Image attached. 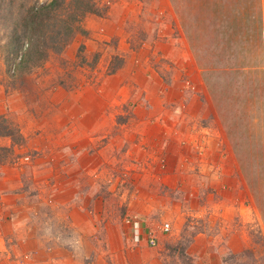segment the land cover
<instances>
[{"label": "rangeland", "instance_id": "obj_1", "mask_svg": "<svg viewBox=\"0 0 264 264\" xmlns=\"http://www.w3.org/2000/svg\"><path fill=\"white\" fill-rule=\"evenodd\" d=\"M49 1L3 0L12 11L1 19L0 47L20 14ZM161 9L159 20L155 11ZM68 14L59 10L58 18ZM172 15L164 0H94L93 11L78 23L81 29L63 51L51 52L41 64L18 67L19 57L10 59L0 48V137L12 132V145L0 147V165L22 157L23 187L37 201L55 189L66 190L69 207L88 202L95 220L80 222L81 228L38 222L48 245L61 248L48 264H264V66L228 68V81L221 85L230 98L222 116L228 126L223 159L217 155L220 148L209 145L200 131L208 120L192 119L204 107L192 98L204 89L194 82L196 71L182 65V51L171 56L162 49L149 56L143 52L141 62L148 58L153 66L145 69L156 76L151 82L134 79V69L120 74L119 79L133 81L134 90L115 103L111 132L100 128L93 140L91 130L83 132L77 151L73 141L79 131L68 121L57 129L65 130L67 141L62 144L61 138L54 148L47 139L51 126L66 122L65 109L70 113L76 104L93 105L94 83L107 82V91L118 89L119 79L105 80L123 65L121 42L133 51L147 42L161 44L171 37H157L159 29L171 25L177 30L172 37H181ZM140 87L146 88L142 95L136 90ZM152 126L168 130L166 136L146 141ZM23 127L31 133L28 139ZM191 127L196 139L179 146L177 130ZM242 133L244 141L236 138ZM46 155L53 161L47 163ZM63 155L78 156L80 174L72 161L60 163ZM253 171L259 174L252 178ZM98 197L101 202L95 203ZM38 208L43 219L50 216L45 206ZM130 216L142 221L145 235L139 242L125 223ZM149 235L155 236V245Z\"/></svg>", "mask_w": 264, "mask_h": 264}, {"label": "crops", "instance_id": "obj_2", "mask_svg": "<svg viewBox=\"0 0 264 264\" xmlns=\"http://www.w3.org/2000/svg\"><path fill=\"white\" fill-rule=\"evenodd\" d=\"M164 1L167 3L169 11L177 18L175 23L181 37L173 38L177 30H175L174 25H171L166 30L159 29V33H157V37L163 39L171 37V41L166 39L168 41L161 42V44L156 42L154 45L147 42L145 47H141L138 51L129 49L126 43L121 42L118 49L125 52L123 65L118 73L109 76L105 81L109 80L110 82L112 78L119 79L123 71L131 69L133 71L134 69L135 71L132 73L134 79L141 78L144 80L143 82H151L156 79V76L154 73L148 74V69H145L153 66L148 58L141 62L143 52L144 55L149 56L150 53L155 54L162 49L168 52L165 55L171 56L176 54L174 52L182 51L184 55L182 65L196 71L194 82L202 83L204 89L202 95H198L199 98H192L195 100L192 103L204 105L199 112L197 110L196 113L191 114L192 119L208 120V123H203V127H200V131L204 132L205 140L209 145L214 142L213 146L220 148L217 155L223 159L224 153L221 151L225 140L228 139V126L222 116L225 111L224 105L229 103L230 98L227 96L228 92L221 89V85L228 81V68L264 66V0H241L240 6L239 0ZM155 12L157 19L161 20L164 10H156ZM178 40H181L182 43L174 42ZM234 81L238 82V78H235ZM106 83L97 82V85L94 83L97 89L92 90L94 103L91 107L76 104L70 113H68V108L64 110L66 118L63 120L66 122L58 123L56 128L51 126L49 135L47 134V139L52 144L50 146L54 145V148H57L56 142H59L61 138L62 144L67 141L68 138L65 140L64 136L65 130L57 131V129L64 128L68 121L77 125L70 124L69 127L79 131V135L77 132L73 141L77 151L78 140L84 138L83 132L91 130L89 138L93 140L95 135L92 134L100 128L102 131L106 129L107 132L112 131L108 125L111 123L112 127L115 126V115L117 114L115 103L123 100L125 93H128L130 97L129 93L134 88L132 87L133 81L130 80L127 83L126 79H119L118 89L111 92L107 91ZM136 90L142 95L146 88L140 87ZM104 98L109 100L105 101ZM102 102L105 104L99 105ZM209 106L211 107L209 108ZM212 113L214 115H211ZM83 118H88L89 121H85L86 123L83 124ZM80 121L82 122L80 123ZM149 126L150 124L147 125V128ZM152 127V130L149 131H154V133L149 136L147 132L146 141L156 138L162 140L168 132L166 130L162 133L160 129L157 130L155 126ZM191 128H188L189 130L187 128L177 130L178 137L182 141L178 143L179 146H182L183 143L190 145V138L196 139L194 138L196 135L193 133L194 128ZM21 132L27 139L31 136L28 128L23 127ZM206 133L208 134L206 135ZM241 135L242 138L236 134V138L244 141V133ZM11 145L12 139L8 135L0 137V147ZM229 156L233 157L231 160L234 162L238 161L235 156ZM79 160L78 156L70 158L63 155L60 163L72 161L77 170H75L77 176L80 174L78 173L80 169ZM45 161L48 163L53 160L46 155ZM247 161H253V158ZM65 172L67 173V171ZM258 174L259 172L253 171L249 175L253 178L254 175ZM22 175V157L18 158L17 161L14 160L11 165H0V264H48L51 258L56 259L55 250H61V248L48 245L49 237L47 239L44 237L43 232L39 230L41 223L38 222H47V224L49 222H71L70 224L74 227L81 228L80 222L95 221L91 218L92 209L88 207L90 205L88 202L83 205L71 204L69 207L68 201L71 199L67 198L66 190L55 189L51 195L43 196V199L40 198L37 201L34 193L32 194L30 190L23 187ZM94 201L99 203L101 199L98 197ZM38 204L45 206L50 211V216L47 219H43L42 215L40 216L42 211L41 208H38ZM36 217L39 218L38 221Z\"/></svg>", "mask_w": 264, "mask_h": 264}, {"label": "trees", "instance_id": "obj_3", "mask_svg": "<svg viewBox=\"0 0 264 264\" xmlns=\"http://www.w3.org/2000/svg\"><path fill=\"white\" fill-rule=\"evenodd\" d=\"M93 1L50 0L46 4L31 5L25 14H20L13 22L9 36L0 48L10 59L19 57L18 67L41 64L51 52L63 51L73 35L81 29L78 23L86 13L93 11ZM8 4L10 2L0 0V26L4 13L12 11ZM59 10L71 15L59 19ZM58 21L61 23L57 26ZM2 135L11 136L12 132L9 130Z\"/></svg>", "mask_w": 264, "mask_h": 264}, {"label": "built area", "instance_id": "obj_4", "mask_svg": "<svg viewBox=\"0 0 264 264\" xmlns=\"http://www.w3.org/2000/svg\"><path fill=\"white\" fill-rule=\"evenodd\" d=\"M125 223L128 225V227L130 228L131 232H132V238L135 242H139L144 238V228H143V224L142 221L137 218V217H127L125 219ZM169 229V223L165 224L164 226V230H168ZM149 239V243L151 245H155L157 240L155 238V236L153 235H149L148 236Z\"/></svg>", "mask_w": 264, "mask_h": 264}]
</instances>
